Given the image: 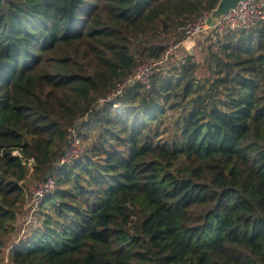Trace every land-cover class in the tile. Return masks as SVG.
<instances>
[{
  "label": "trees",
  "instance_id": "obj_1",
  "mask_svg": "<svg viewBox=\"0 0 264 264\" xmlns=\"http://www.w3.org/2000/svg\"><path fill=\"white\" fill-rule=\"evenodd\" d=\"M220 1L0 0V264H264V20L105 101Z\"/></svg>",
  "mask_w": 264,
  "mask_h": 264
},
{
  "label": "built area",
  "instance_id": "obj_2",
  "mask_svg": "<svg viewBox=\"0 0 264 264\" xmlns=\"http://www.w3.org/2000/svg\"><path fill=\"white\" fill-rule=\"evenodd\" d=\"M211 13H205L199 17L196 21L189 23L181 28V32L184 35V39L175 43H172L162 60L154 63H146L139 65L132 73L130 78L122 85L118 86L105 100L112 102L116 98L123 95V92L127 86L133 82H142L149 84L151 76L165 67L169 60L181 49L190 44L196 38L210 33L213 29L219 32L233 31L237 29H249L262 20H264V0H243L239 5L231 10L223 19L217 23L216 28L209 25V17ZM115 108H119L118 105H114ZM84 152L83 140L80 137L77 130H71V142L67 148L65 154L62 156L58 169L65 167L72 162L79 160ZM57 186L56 173L49 176L47 179L39 182L36 185H31L28 188V193L33 198L32 208L35 210L41 201L46 197L52 195L55 192ZM9 263L8 256L4 264Z\"/></svg>",
  "mask_w": 264,
  "mask_h": 264
},
{
  "label": "rangeland",
  "instance_id": "obj_3",
  "mask_svg": "<svg viewBox=\"0 0 264 264\" xmlns=\"http://www.w3.org/2000/svg\"><path fill=\"white\" fill-rule=\"evenodd\" d=\"M209 37V33L205 34L203 36H200L193 40L190 44H187L184 46L181 51L178 53V60L181 58H184L185 56L189 54H194L199 52V46L201 42H203L206 38ZM84 130V129H82ZM86 144V142H85ZM88 144L85 145L87 147ZM28 185H30V180L28 181ZM32 205H33V198L30 196V193H28V187H27V200L25 202L24 208L21 210L20 214V223L25 224L28 221L30 222L32 216H33V210H32ZM25 229V228H24ZM10 250H7V256L9 254Z\"/></svg>",
  "mask_w": 264,
  "mask_h": 264
},
{
  "label": "water",
  "instance_id": "obj_4",
  "mask_svg": "<svg viewBox=\"0 0 264 264\" xmlns=\"http://www.w3.org/2000/svg\"><path fill=\"white\" fill-rule=\"evenodd\" d=\"M241 1L243 0H221L217 8L209 17V25L216 28L217 23L220 22L231 10L236 8Z\"/></svg>",
  "mask_w": 264,
  "mask_h": 264
}]
</instances>
